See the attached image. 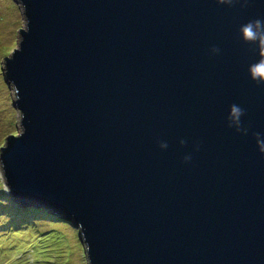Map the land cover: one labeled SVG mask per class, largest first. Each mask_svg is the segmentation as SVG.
<instances>
[{"label": "water", "instance_id": "obj_1", "mask_svg": "<svg viewBox=\"0 0 264 264\" xmlns=\"http://www.w3.org/2000/svg\"><path fill=\"white\" fill-rule=\"evenodd\" d=\"M16 1L10 198L88 264H264V0Z\"/></svg>", "mask_w": 264, "mask_h": 264}, {"label": "rangeland", "instance_id": "obj_2", "mask_svg": "<svg viewBox=\"0 0 264 264\" xmlns=\"http://www.w3.org/2000/svg\"><path fill=\"white\" fill-rule=\"evenodd\" d=\"M25 24L19 1L0 0V148L9 134L20 131L21 115L4 77L3 60L18 47L19 28ZM11 199L0 167V264H88L74 224L45 209L29 214L28 207H14Z\"/></svg>", "mask_w": 264, "mask_h": 264}, {"label": "clouds", "instance_id": "obj_3", "mask_svg": "<svg viewBox=\"0 0 264 264\" xmlns=\"http://www.w3.org/2000/svg\"><path fill=\"white\" fill-rule=\"evenodd\" d=\"M261 25L260 22H257L256 28L254 30L253 25L249 24L244 27L243 29V35L248 40H256L260 39L261 43H264V36L261 35ZM254 72L256 73H264V65L257 66L254 69ZM238 111V109H236Z\"/></svg>", "mask_w": 264, "mask_h": 264}, {"label": "trees", "instance_id": "obj_4", "mask_svg": "<svg viewBox=\"0 0 264 264\" xmlns=\"http://www.w3.org/2000/svg\"><path fill=\"white\" fill-rule=\"evenodd\" d=\"M9 135H12V134H9ZM10 203H12L14 207H15V206L18 207L16 201L14 202V201L11 199V200H10ZM26 207H28V208H29L28 210L31 211L29 214L35 215V214H37V213H39V214L42 213V208H39V207H33V206H26ZM19 209H20V208H19ZM24 209H25V208L20 209V210L23 211V212H25ZM50 214L53 215L52 213H50ZM54 216H55V215H54ZM55 217H56V216H55Z\"/></svg>", "mask_w": 264, "mask_h": 264}, {"label": "bare ground", "instance_id": "obj_5", "mask_svg": "<svg viewBox=\"0 0 264 264\" xmlns=\"http://www.w3.org/2000/svg\"><path fill=\"white\" fill-rule=\"evenodd\" d=\"M52 213V212H51Z\"/></svg>", "mask_w": 264, "mask_h": 264}]
</instances>
